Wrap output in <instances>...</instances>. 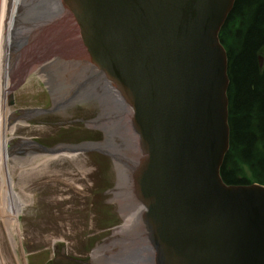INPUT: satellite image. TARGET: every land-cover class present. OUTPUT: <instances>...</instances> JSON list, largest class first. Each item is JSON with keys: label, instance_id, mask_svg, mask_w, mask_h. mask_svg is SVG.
I'll list each match as a JSON object with an SVG mask.
<instances>
[{"label": "water", "instance_id": "obj_1", "mask_svg": "<svg viewBox=\"0 0 264 264\" xmlns=\"http://www.w3.org/2000/svg\"><path fill=\"white\" fill-rule=\"evenodd\" d=\"M234 2H62L82 52L132 110L128 176L153 264H264V187L220 176L229 78L218 34Z\"/></svg>", "mask_w": 264, "mask_h": 264}, {"label": "rangeland", "instance_id": "obj_2", "mask_svg": "<svg viewBox=\"0 0 264 264\" xmlns=\"http://www.w3.org/2000/svg\"><path fill=\"white\" fill-rule=\"evenodd\" d=\"M49 2L28 0L20 10V16L25 18L31 11L29 16L34 20L18 21V30L25 37L17 36L12 47L17 46L25 53L27 65L48 62L49 66L45 67V84L37 77L22 85L23 77L32 75L30 70L22 74L16 92H12L15 108L46 110L26 113L24 125L17 126L13 135L46 147L81 148L80 155L36 166L34 162L22 161L30 154V147L39 153L35 146H12L10 157H16L19 163L13 169L15 189L30 194L32 203L18 210V224L11 234L6 233L0 222V264H121L122 255L131 249L133 257L129 264H143L145 252L143 256L141 239L135 248L133 243H128L131 240L126 239L128 233H125H134L137 226L130 230L125 225L131 209L125 192L127 177H120L127 173L121 151L130 145L127 136L130 123L124 122L121 110L105 99V91L112 94L111 91L105 84L104 91L102 83L93 78V72L86 70L83 60L75 55V42L66 36L69 44L60 42L58 48L52 46L51 37L45 38L55 16ZM40 24L47 25L46 31L41 32ZM35 25L39 28L37 33L31 31L32 27L36 29ZM63 35L60 33L59 38ZM59 52L62 55L53 62ZM19 120L16 121L20 123ZM121 143L124 145L120 150ZM114 152L118 159L112 156ZM40 155L43 154L33 157ZM106 245L109 249L103 248Z\"/></svg>", "mask_w": 264, "mask_h": 264}, {"label": "bare ground", "instance_id": "obj_3", "mask_svg": "<svg viewBox=\"0 0 264 264\" xmlns=\"http://www.w3.org/2000/svg\"><path fill=\"white\" fill-rule=\"evenodd\" d=\"M27 1L28 0H0V222L3 223L5 231L8 235L12 233V228L17 226L18 224V210L32 203L31 202L32 196L30 194L19 193L18 192L19 190L17 189L18 190L17 191L15 189V185L13 182L14 181L13 180V169L19 163L16 157L15 158L10 157L11 155L10 152L12 150L13 145L17 147V145L19 146V144H21L22 146H26L32 143L30 140L24 141L23 139L21 138L18 139V137H15L13 135L14 130L17 126L24 125L23 121L26 118V113L30 114V110L32 109L24 110L22 108V110H19L15 108V106H13L14 99H13L12 92L13 91L16 92V85L18 86L20 84L22 80V74L28 71L30 72V70L33 71L32 75H30L29 77L25 75L28 78L23 77L22 85L28 84L31 78L35 79L37 77L39 78V80L41 78L45 84L47 81L46 80V69L47 68L45 67L47 65L49 66L48 62H45V63L38 62L37 64L27 65L26 64L27 60H24L25 53H23L22 50L17 48V46H15V48L12 47L16 43L17 36L22 35L23 37H25V34L21 33L18 30V26L20 25L18 21L22 19H27L28 21L34 20L33 18L29 16V13L31 12L30 10H29L30 12H28V15H26V18L24 16H20V10L24 8ZM62 2L63 0H51V2H49V6L53 7L52 10H53L54 15H58L64 11L62 9L63 8ZM51 16L53 18V15ZM59 24H62V21H60ZM43 25L44 27H47L46 24H43ZM63 26L65 27L66 24H63ZM60 33L62 35L64 34L63 31H60L56 35L57 38H59ZM28 51H31V50L29 49ZM74 52H76L75 55H77L81 60H83L82 63L85 65L84 68H87L86 70H89L90 73L93 72V74L95 75L93 76V78L95 79L97 78V80L100 83H102L103 89H104V84H105L106 87L111 91L112 94L105 91L104 89L105 99H109L112 103H114L115 109L121 110L120 114L124 113V115L126 116V111L132 112L131 108L122 98V96L120 95L116 87L113 85V83L109 80V78L106 75H103L100 69H98V67L88 58V56L82 52L81 45L79 44L78 41L75 42ZM61 55H62L61 52H59L56 56L53 57L54 59H52V61L55 62ZM71 58H73V56ZM66 64L68 63L66 62ZM80 65L82 64L80 63ZM87 75L88 74H86V76ZM73 88L74 87H72V89ZM19 119H21V121ZM16 120H19L20 123H18V121ZM130 135L132 137H130L129 140L132 138L136 140L138 139V136L134 133V130L132 128H129V132L127 136H130ZM18 140H22L24 143H21L20 141L18 142ZM37 149H38L37 151L43 155H40L34 158L33 156L39 153L34 152L36 150L33 151L30 147V154L28 156L25 155L26 157L22 161H27L29 163L34 162L36 166L38 164L44 165L54 160H61V159L63 160L65 158L70 159V158L78 157L80 155L78 150H80L81 148H77V147L69 146V145H59L51 149L46 148V146L45 147L40 146ZM138 152H139V149H138ZM126 154H128L129 168H130L132 164L131 162L135 160L137 154H135L131 149L127 150ZM116 166H117V163H116ZM18 169L21 171V166ZM128 174L129 173L121 174L120 177L124 178V175H126L129 181L131 179L129 178ZM124 182L126 181L123 180V183ZM125 188L129 189L127 184L125 185ZM129 208L131 209V212L127 213L126 215L125 225L130 230L131 229L134 230V227L136 225L137 226L135 227V230L139 229V223L142 225L140 217L143 216V212L145 211V208L143 205L139 204L137 200L136 201L132 200ZM141 243L144 248L143 256L145 252V256L143 257V261H144L143 264H153V258H154L153 249L150 247V245L148 244V241L144 237L141 238ZM1 263H2V260H1Z\"/></svg>", "mask_w": 264, "mask_h": 264}, {"label": "trees", "instance_id": "obj_4", "mask_svg": "<svg viewBox=\"0 0 264 264\" xmlns=\"http://www.w3.org/2000/svg\"><path fill=\"white\" fill-rule=\"evenodd\" d=\"M227 51L230 147L227 184H264V0H235L220 31Z\"/></svg>", "mask_w": 264, "mask_h": 264}]
</instances>
